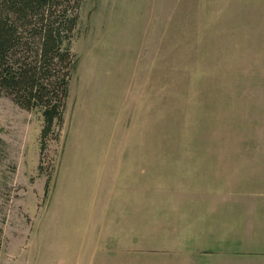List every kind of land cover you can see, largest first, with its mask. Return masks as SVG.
<instances>
[{"label":"rangeland","instance_id":"rangeland-1","mask_svg":"<svg viewBox=\"0 0 264 264\" xmlns=\"http://www.w3.org/2000/svg\"><path fill=\"white\" fill-rule=\"evenodd\" d=\"M71 53L43 150L0 97V264L181 257L189 202L264 187V0H83Z\"/></svg>","mask_w":264,"mask_h":264},{"label":"trees","instance_id":"trees-1","mask_svg":"<svg viewBox=\"0 0 264 264\" xmlns=\"http://www.w3.org/2000/svg\"><path fill=\"white\" fill-rule=\"evenodd\" d=\"M83 0H0V97L40 113L41 149L57 137L77 64L71 42Z\"/></svg>","mask_w":264,"mask_h":264},{"label":"crops","instance_id":"crops-1","mask_svg":"<svg viewBox=\"0 0 264 264\" xmlns=\"http://www.w3.org/2000/svg\"><path fill=\"white\" fill-rule=\"evenodd\" d=\"M256 174L261 175L254 170L248 172V176ZM253 184L255 187L251 185L246 190L202 194L199 203H188L198 206L194 209L198 234L186 227L189 234L183 240H159L154 244L158 252L167 247L187 248V255L176 257L169 252L167 256H132L129 264H264V187L259 188V182ZM200 248L207 251L200 253ZM73 264L94 262L75 259Z\"/></svg>","mask_w":264,"mask_h":264}]
</instances>
